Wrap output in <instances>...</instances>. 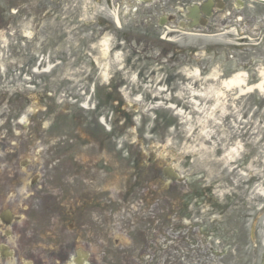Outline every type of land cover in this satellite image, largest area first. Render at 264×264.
<instances>
[{
  "label": "rangeland",
  "instance_id": "374dc122",
  "mask_svg": "<svg viewBox=\"0 0 264 264\" xmlns=\"http://www.w3.org/2000/svg\"><path fill=\"white\" fill-rule=\"evenodd\" d=\"M161 2L166 4L0 0V17L11 18L0 28V92L27 94L30 113L42 104L38 92L53 75L51 91L58 108L75 106L93 116L92 106L113 82L120 87L121 110L132 117L125 137L135 140L137 149L147 144L175 169L184 165L195 178L204 174L215 183L217 206L202 213L199 221L190 217L180 224L171 199L174 210L169 216L119 217L121 225L127 223L126 230L114 236L123 242L120 263L112 259L117 248H108L104 264H261L264 110L259 157L253 88L247 97V122L243 116L240 20L229 24L226 13L219 12L205 28H182L181 9L170 0ZM42 5L48 6L43 14L32 10ZM170 14H176L175 21L168 19ZM19 22L21 29L15 27ZM48 41L54 43L55 67L46 56L42 70L26 62L20 66L22 50H38ZM28 172L33 170L24 175H32ZM180 234L177 254L173 248Z\"/></svg>",
  "mask_w": 264,
  "mask_h": 264
},
{
  "label": "flooded vegetation",
  "instance_id": "af4514ba",
  "mask_svg": "<svg viewBox=\"0 0 264 264\" xmlns=\"http://www.w3.org/2000/svg\"><path fill=\"white\" fill-rule=\"evenodd\" d=\"M170 2L181 9L179 14L187 24H208L219 12L226 13L225 21L229 24L240 20L243 116L247 122V97L249 92L252 96L253 88L255 96L251 98L255 101L256 146L260 157L264 0ZM148 3L157 7L166 4L161 0L158 3L145 0ZM207 3L210 9L204 8ZM47 7L32 10L43 14ZM25 9L28 12V7ZM43 19L38 18L37 25ZM0 20V28H5L4 22L9 23L11 18ZM20 25L19 22L15 27ZM45 56L55 67L53 42L48 41L38 50L25 53L22 50L20 66L24 67L26 62L28 67L36 65L37 70H42ZM48 81L47 88L37 95L42 99V104L38 103L41 107L30 113L26 111L27 94L7 96L6 92H0V264H104V250L117 248L114 253L119 254L123 245L119 237L114 239L117 233L126 230V221L121 225L119 217L141 220L157 213L169 216L174 209L168 199L175 202L180 224L190 217L201 220L199 216L210 208L214 211L218 202L214 196L215 183H209L206 175L195 178L182 165L178 177L172 179L167 160L158 158L157 153L146 148L147 144L137 149L135 140L125 137L132 117L121 110L119 85L111 83L90 116L75 106L59 109L56 94L51 91L53 75ZM242 139L246 144L247 129ZM28 169L33 170L28 172L32 175L25 176ZM177 239L176 244L181 234ZM178 247L179 244L173 248L177 254ZM114 253L112 259L118 262V254L115 257ZM145 253L146 250L142 252ZM167 254L170 258V252Z\"/></svg>",
  "mask_w": 264,
  "mask_h": 264
},
{
  "label": "water",
  "instance_id": "95a60500",
  "mask_svg": "<svg viewBox=\"0 0 264 264\" xmlns=\"http://www.w3.org/2000/svg\"><path fill=\"white\" fill-rule=\"evenodd\" d=\"M262 264H264V252H263V257H262Z\"/></svg>",
  "mask_w": 264,
  "mask_h": 264
}]
</instances>
